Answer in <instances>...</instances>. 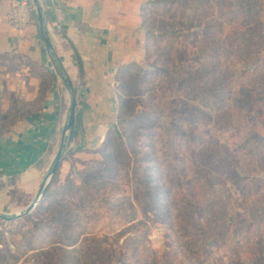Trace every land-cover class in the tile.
Segmentation results:
<instances>
[{
  "label": "rangeland",
  "instance_id": "obj_1",
  "mask_svg": "<svg viewBox=\"0 0 264 264\" xmlns=\"http://www.w3.org/2000/svg\"><path fill=\"white\" fill-rule=\"evenodd\" d=\"M141 2L104 135L0 219V263L264 264V0ZM30 179L0 180V213Z\"/></svg>",
  "mask_w": 264,
  "mask_h": 264
},
{
  "label": "crops",
  "instance_id": "obj_2",
  "mask_svg": "<svg viewBox=\"0 0 264 264\" xmlns=\"http://www.w3.org/2000/svg\"><path fill=\"white\" fill-rule=\"evenodd\" d=\"M14 1L0 0V180L18 182L30 174L32 179L25 185L39 187L67 120L70 90L53 68L35 11L28 28L10 26L8 14ZM41 2L54 54L77 94L69 146L82 141L76 149H87L104 135L103 122L114 113L115 74L139 61L146 47L142 2ZM23 185L18 187L26 188Z\"/></svg>",
  "mask_w": 264,
  "mask_h": 264
},
{
  "label": "water",
  "instance_id": "obj_3",
  "mask_svg": "<svg viewBox=\"0 0 264 264\" xmlns=\"http://www.w3.org/2000/svg\"><path fill=\"white\" fill-rule=\"evenodd\" d=\"M35 15L40 27L41 35L45 43V47L51 56L53 63V68L62 79V81L68 86L70 90V101L67 120L64 124L60 139L59 146L52 160L51 166L48 169L47 177L40 189L38 190L34 200L26 207L23 211L15 214L14 216H7L0 213V219L4 221H14L21 219L29 214L35 209V207L42 201L46 194L47 188L50 186L54 176L56 175L61 162L64 159L67 149L69 148L70 140L75 129L76 122V109H77V94L74 84L66 71L64 65L60 62L57 56L54 54V47L50 41L49 27L46 22V14L44 10V5L41 0H32Z\"/></svg>",
  "mask_w": 264,
  "mask_h": 264
},
{
  "label": "built area",
  "instance_id": "obj_4",
  "mask_svg": "<svg viewBox=\"0 0 264 264\" xmlns=\"http://www.w3.org/2000/svg\"><path fill=\"white\" fill-rule=\"evenodd\" d=\"M72 2L74 0H60ZM34 7L32 0H15L8 14V22L16 30H24L30 26L33 20Z\"/></svg>",
  "mask_w": 264,
  "mask_h": 264
},
{
  "label": "trees",
  "instance_id": "obj_5",
  "mask_svg": "<svg viewBox=\"0 0 264 264\" xmlns=\"http://www.w3.org/2000/svg\"><path fill=\"white\" fill-rule=\"evenodd\" d=\"M167 0H155L154 5L160 4L161 2H165ZM123 69H120L118 72L122 71ZM118 74V73H117ZM57 175L54 177L53 183L57 182Z\"/></svg>",
  "mask_w": 264,
  "mask_h": 264
},
{
  "label": "bare ground",
  "instance_id": "obj_6",
  "mask_svg": "<svg viewBox=\"0 0 264 264\" xmlns=\"http://www.w3.org/2000/svg\"><path fill=\"white\" fill-rule=\"evenodd\" d=\"M65 124V123H64Z\"/></svg>",
  "mask_w": 264,
  "mask_h": 264
}]
</instances>
